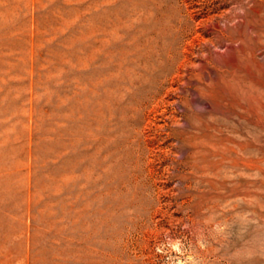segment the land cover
<instances>
[{
    "label": "rangeland",
    "instance_id": "1",
    "mask_svg": "<svg viewBox=\"0 0 264 264\" xmlns=\"http://www.w3.org/2000/svg\"><path fill=\"white\" fill-rule=\"evenodd\" d=\"M0 264H264V0H0Z\"/></svg>",
    "mask_w": 264,
    "mask_h": 264
}]
</instances>
